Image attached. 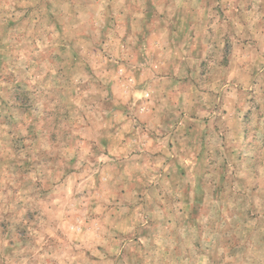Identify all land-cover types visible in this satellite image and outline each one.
<instances>
[{
    "label": "rangeland",
    "instance_id": "rangeland-1",
    "mask_svg": "<svg viewBox=\"0 0 264 264\" xmlns=\"http://www.w3.org/2000/svg\"><path fill=\"white\" fill-rule=\"evenodd\" d=\"M173 1L0 0V264H264V0ZM186 7L188 37L168 20ZM138 11L175 30L156 36L178 50L157 54L179 89L160 117L140 115L159 72L117 83ZM216 108L192 184L175 151L123 146L148 121L187 136L192 109L206 125Z\"/></svg>",
    "mask_w": 264,
    "mask_h": 264
},
{
    "label": "crops",
    "instance_id": "crops-1",
    "mask_svg": "<svg viewBox=\"0 0 264 264\" xmlns=\"http://www.w3.org/2000/svg\"><path fill=\"white\" fill-rule=\"evenodd\" d=\"M172 3H175V1L170 0V4ZM189 3L191 5V3H193V0L188 1V4ZM207 4L208 3L206 2V5ZM186 10L187 7L184 10H179L180 12L172 13V17L170 19L168 18V20L169 21L174 20V24L176 22L183 21L184 32L181 34L184 35L185 37H188L187 34V29H189L188 22L193 21V16L188 15L187 14L188 12ZM138 12L139 13L134 14L135 16H128L126 18V26H127L128 35H133L136 38V42L131 48V50L139 54V59L138 61H136L135 65L130 66L131 72L129 71L127 64L119 65L117 71L119 72V77H121L122 80L121 81L117 80V83L118 85L120 84V82L121 84L123 83L136 84L138 82L140 75L144 74V70L147 68H150L149 70H152V73L153 71L156 72L157 74L159 72L158 75H155L154 73L152 74L154 78L152 79L151 84L148 86V89H146L145 92L148 95V97H150V100L145 102L146 107L142 109L140 115L144 116L145 118L147 116L160 117L170 114L172 101L175 99L174 97L177 94H179V89L176 88L175 90L173 88L177 80L174 79L172 76H169L170 75L169 72L162 73L165 74V76L163 77L161 74L162 71L164 72L166 69L168 70L171 64H172V68H174L173 62H170V64L168 63L169 66H165L166 62L165 63L161 62L159 56L157 55V54H161L160 52L164 54V53H172L178 51L175 48V46L169 44L170 41L169 36H173L175 30L173 29V26L171 27V29L158 28L157 30V28L153 26V22L157 21L158 18H161L159 14L154 13L150 15V13H146L144 11H138ZM163 30L168 31L167 33V35H169L168 38H166L165 41H163L162 38L160 40L156 39V36L159 35V32H163ZM191 36L193 35H189V37ZM150 50H152V52H150ZM148 52L153 54L152 58L154 55H156L157 59H153L145 63L144 55L147 54ZM150 59L151 56H149V60ZM113 64H115V62ZM115 70H116L115 68L111 69L110 73L114 74ZM114 79L115 78L113 77L111 80L112 83H114ZM180 83L186 84L188 83V80L187 81L182 80L181 82H178V85H180ZM125 93L127 92L125 91ZM209 96L212 97L211 95ZM159 97L161 98L159 99ZM157 99L160 100L161 103H163L161 106H159L160 104L157 105L158 101L156 102V105L152 103ZM215 99H217L218 101L222 100L223 99L222 93L218 92ZM193 100L197 101L199 100V97L197 96L192 97V101ZM149 104L150 107H148ZM220 113L221 111L219 112L218 108L214 110L210 109L207 114L209 117V122L206 125L204 124L200 125L198 123L200 121L198 118L200 117L202 118L205 115L203 114L202 116H200L198 112L192 109L191 113L188 114L191 124H188L187 132H186V134L188 133L187 136L184 135V132L180 133L181 131H179V128L176 126L173 127V129H170L167 126L156 127L151 125L148 121L147 125L132 131L131 133L132 137L130 136L127 139V141L123 144V146H127L128 148L129 147L138 148L141 153V155L136 156L138 157V159L143 157H148V152L146 151H154L153 148H158L161 146H165L164 148L168 150L169 152L168 155L170 156L172 155L171 151H175L176 153L173 154L175 156L173 155L171 156L172 160H170V162L173 163L176 173L180 174V177L186 179V181L192 184L193 177L194 179H199V178L203 179L205 177L204 173L201 172L200 170V166L203 164V158L201 152L203 148H205L204 143H207L205 139L207 138L206 135L208 133L213 131L217 133H221V131L218 129V126L215 127V124L212 123L214 118H218L221 116ZM233 118L237 120L235 112L233 113ZM184 143L187 144L188 147L186 149L187 154L189 153L188 155L190 156V152H192V155L190 159L184 161V164L182 163L183 168H181L180 165H177L174 162L176 160V156H178L179 151L181 152L180 145H183ZM171 145L173 146L171 147ZM124 163L125 161L123 160L120 161L121 165H123ZM188 179H190V181ZM185 187L189 188V186L187 185H185Z\"/></svg>",
    "mask_w": 264,
    "mask_h": 264
}]
</instances>
